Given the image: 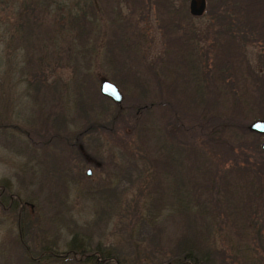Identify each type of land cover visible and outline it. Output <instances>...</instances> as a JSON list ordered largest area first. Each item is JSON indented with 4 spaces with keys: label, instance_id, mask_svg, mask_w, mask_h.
Returning <instances> with one entry per match:
<instances>
[{
    "label": "rangeland",
    "instance_id": "1",
    "mask_svg": "<svg viewBox=\"0 0 264 264\" xmlns=\"http://www.w3.org/2000/svg\"><path fill=\"white\" fill-rule=\"evenodd\" d=\"M58 1L55 5L49 0L50 12L40 3L30 43H22L15 30L18 0L13 6L10 1L0 4V264H21L26 246L35 249L32 254L38 255L43 246L60 256L38 264H73L69 257L76 255L69 250L70 242L90 254H101L110 246L124 252L126 259L135 249L152 259L167 252L168 244L180 235L213 240L214 249L225 250L227 264H264V188L256 180L250 175L239 178L215 205V180L189 168L194 164L191 159L171 160V167L165 164L158 175L153 171V159H165L164 148L170 147L166 133L170 104L193 114H215V98L206 111L204 85L198 90L197 84H204L201 70L215 61V38L230 40L228 32H217L215 23L225 6L231 15L234 1L205 0L203 13L191 16L189 0H89L96 11L89 20L96 26L82 41L59 28L64 26L66 4L76 0ZM232 30L241 45L234 58L236 68L247 62L255 74H263L262 43L249 42ZM235 70L238 77L246 76L244 67ZM131 74L140 79L138 83H132ZM101 79L115 84L126 106L143 91L149 119L145 125L133 128L126 107L120 110L122 122L116 121L112 130L90 126L109 124L118 105L100 94ZM210 86L215 89V83ZM255 119L261 118L244 116L245 126ZM80 131L82 152L73 145L74 134ZM51 133L59 137L40 145L30 142ZM239 139L246 147L254 141L260 150L241 155V162L264 160L260 147L264 134ZM210 146L215 149V143ZM193 179L199 180L200 189L192 186ZM155 181L171 195L159 203L162 229L150 237L134 227L128 239L127 218L134 211L143 214L149 203L150 195L138 188L145 182L150 188ZM201 182L209 190H201ZM102 188L112 192L109 200L99 194Z\"/></svg>",
    "mask_w": 264,
    "mask_h": 264
},
{
    "label": "trees",
    "instance_id": "2",
    "mask_svg": "<svg viewBox=\"0 0 264 264\" xmlns=\"http://www.w3.org/2000/svg\"><path fill=\"white\" fill-rule=\"evenodd\" d=\"M9 1L12 2L13 6L16 0H0V4L5 5L8 4ZM40 1L41 0H18L19 9L15 17L17 19V16H19V18L15 20V30L20 32L22 43H30V38L28 36L32 33L33 27L39 22L37 15L40 11V3H42L45 12H50V9H52L49 0ZM54 1L55 5L57 3L59 4L58 0ZM78 1L80 0H76V2L73 1L72 4H70V2L66 4L65 14L61 16L64 20H62L64 26L59 25V28H65L68 32L71 31L75 34L73 36L74 40L79 39L82 41V39H85L96 26V22L89 20L92 15H96V11L91 3H89V0H81L83 8ZM230 1H234L235 3V8L230 9L231 15H227L228 9L227 6H225L224 12L217 16V21L215 23L217 32H228L230 40L226 39V37V40L223 41H220L218 37L215 38V61L212 59L211 66H205V68L201 70V77L203 78L204 84H201V82L197 84L198 90L201 85H204L201 92H206L203 95L204 108L206 111L209 110L206 106L209 104V100L212 97L215 98V114L213 115L206 112H194L195 114H193V112L187 111V109H181L174 103H172L173 105L170 104L166 119V124H170V128L167 129L166 133L168 140L173 144L171 145V143H169L170 147L168 149H166V147L164 148L162 155L165 159H153V171L156 175L159 174L160 170H164L165 164L171 167V160L177 161L178 158L183 160L191 159L194 164H191V166L188 164L189 168L196 169L198 172L215 180V205L221 203V193L228 188L231 190L234 184H236V180L245 175H250L253 180H256L258 187L261 189L264 188V160H253L250 164H245L240 161L241 155H245V153L253 155V151L255 153L256 150H260L253 146L254 141H251L246 147V144L242 145L243 141L239 139L244 134H253L247 130L243 121L244 116L256 115V117L264 119V73L255 74L248 63L245 62L242 67H244L246 76L238 77L236 73L237 70L235 69H241L242 67L238 66V68H236L237 65H234V58L237 57L236 55L241 45L240 39H237V35L232 30L235 29L237 32L240 31L241 36L245 37L243 39L249 42H251V40L261 42L262 51L259 54V59L260 61H264V0H222L223 3H230ZM25 9L28 10L29 14L26 13ZM2 21L7 22L6 19ZM4 29L5 31L9 30L8 27H4ZM59 31L60 30H56L55 32ZM9 35L12 37V34ZM43 57H45V55H43ZM120 66H123L122 62H120ZM131 78L133 84L136 83L135 80L137 83L140 80L133 74H131ZM212 83H215V89L208 88V85L211 87L210 84ZM140 89L141 88H139V90ZM142 93L143 91L140 90L137 95L131 97L129 99L131 101L127 103V106L121 102L118 103L114 114L112 112L110 118L106 122L109 124L102 123V125H99L95 123L93 125L90 124V126H98L100 130L106 129V127L112 130L116 121L122 122L121 119L124 115L120 110L127 107V109L130 110L129 117L132 120L131 126L138 130L137 126L141 127L149 120H146L148 111L146 110V104L142 102ZM227 94L230 95V97H228ZM102 97L108 99L106 96ZM224 99H227L226 103L223 102ZM141 112H144V115H140ZM82 133L83 131L74 134V141L76 140L77 142L73 143V145L76 146L78 152H82L80 142H78ZM56 137H59L56 133L45 134L36 139H30V142L40 145L52 139L55 141ZM59 140H61V138ZM238 142L241 145H239ZM214 143L215 149L210 146ZM246 148L247 150H245ZM262 151L264 152V150ZM185 165H187V163ZM175 169L176 167L174 168L173 165V172H175ZM177 175L179 176V174L173 173V177H177ZM145 179H143L142 182H144ZM203 181H205L204 177ZM157 184L158 182L155 181L149 188L148 184L145 182L142 184L144 187L139 186L138 192L145 191L146 194L148 193L150 195L147 200L149 203H146V211L143 214H141L140 211H134L130 214L131 217L129 216V218H127L126 229H129L127 234H129L130 230L134 227H138L137 230L139 233H146L151 237L156 236L160 232V229H162L161 224L157 220L160 211L159 203L160 201H164V198L171 197V195H169L168 189L164 187L160 189ZM191 184L192 186H198V188L200 185L198 179H193ZM201 184V190L203 188L209 190L207 184L202 182ZM180 187L181 182L177 185V196L178 193L180 194L181 192ZM0 192H3V190ZM101 193L107 200L112 196V192H105V188H102L99 194ZM172 195L175 196L173 191ZM10 198L12 197H8L7 200L13 203V199ZM184 205L185 211H189L190 206L188 204ZM217 211L218 208L217 210L215 209V213H217ZM23 227L25 226L23 225ZM19 236L21 237V234ZM131 236L132 234H129L127 236L128 239H131ZM161 246L162 244L159 245V247ZM23 247L25 248V246ZM214 248L215 245L213 240H210L208 237H204L201 241L190 236L180 235L174 239L173 244H168L167 252H159L155 258L150 259V256L143 255L145 253L144 250L139 252L135 249L133 256L126 259L124 252H117L110 246L104 251L100 250L101 254H98V252L90 254L88 251L83 250L82 247L79 248L78 246L75 248V245L70 242L69 250L76 256L70 255L71 258L69 257V259L73 264H79L81 262V264H227L224 258L225 250H216ZM34 251L35 249L32 247L26 246L24 251L25 257L21 264H31V262L38 264V262H42L48 257L53 260L57 257L56 255H58L57 253L47 250V248L43 246L39 249L38 255L32 254ZM58 257L60 256L58 255ZM75 257L80 258L76 260L74 259ZM110 258L115 259L114 263H110ZM66 259L67 257L63 258V260ZM217 260H220L219 263Z\"/></svg>",
    "mask_w": 264,
    "mask_h": 264
},
{
    "label": "water",
    "instance_id": "3",
    "mask_svg": "<svg viewBox=\"0 0 264 264\" xmlns=\"http://www.w3.org/2000/svg\"><path fill=\"white\" fill-rule=\"evenodd\" d=\"M205 6V0H189L188 1V13L191 16H200L203 13ZM99 92L103 96L108 97L115 103L121 101V94L117 87L106 79H101L99 84ZM247 130L256 134H264V119H255L248 123ZM261 149L264 150V140L260 145ZM90 170H86V174H89Z\"/></svg>",
    "mask_w": 264,
    "mask_h": 264
},
{
    "label": "bare ground",
    "instance_id": "4",
    "mask_svg": "<svg viewBox=\"0 0 264 264\" xmlns=\"http://www.w3.org/2000/svg\"><path fill=\"white\" fill-rule=\"evenodd\" d=\"M109 81V80H108ZM115 85V84H114Z\"/></svg>",
    "mask_w": 264,
    "mask_h": 264
}]
</instances>
